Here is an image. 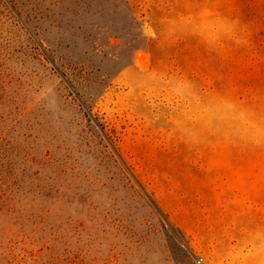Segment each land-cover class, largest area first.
Returning <instances> with one entry per match:
<instances>
[{"label":"rangeland","instance_id":"rangeland-1","mask_svg":"<svg viewBox=\"0 0 264 264\" xmlns=\"http://www.w3.org/2000/svg\"><path fill=\"white\" fill-rule=\"evenodd\" d=\"M261 225L264 0H0V264H220Z\"/></svg>","mask_w":264,"mask_h":264},{"label":"crops","instance_id":"crops-1","mask_svg":"<svg viewBox=\"0 0 264 264\" xmlns=\"http://www.w3.org/2000/svg\"><path fill=\"white\" fill-rule=\"evenodd\" d=\"M246 240H241L223 254L220 264H264V225L253 226Z\"/></svg>","mask_w":264,"mask_h":264},{"label":"built area","instance_id":"built-area-1","mask_svg":"<svg viewBox=\"0 0 264 264\" xmlns=\"http://www.w3.org/2000/svg\"><path fill=\"white\" fill-rule=\"evenodd\" d=\"M202 261H203V258L202 257L198 258V262L199 263H201Z\"/></svg>","mask_w":264,"mask_h":264}]
</instances>
